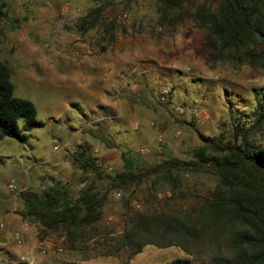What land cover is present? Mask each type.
<instances>
[{
  "label": "rangeland",
  "instance_id": "obj_1",
  "mask_svg": "<svg viewBox=\"0 0 264 264\" xmlns=\"http://www.w3.org/2000/svg\"><path fill=\"white\" fill-rule=\"evenodd\" d=\"M3 2L0 61L10 69L14 95L31 101L43 123L28 133L24 144L0 140V200L10 206L5 186L12 180L19 190L17 211L20 191L40 193L39 183L47 181L45 170L70 164V154L78 147L107 174L121 170L120 153L127 150L138 152L150 165L168 156L195 161L202 140L221 131V124L251 117V89L264 86V74L251 65L213 61L216 53L203 47L205 29L191 20L172 31L153 28L151 0H104L101 16L113 23L111 34L96 27L76 32V19L92 9V0ZM174 107L183 112L177 114ZM205 155L217 154L206 150ZM182 181L190 188L189 196L167 205L158 185L147 181L131 195L108 190L99 219L84 227L73 243L61 234L39 239L34 225L22 231L30 227L38 244L34 254L47 264H163L175 258L207 264L206 258L185 254L177 246L146 244L131 256L118 248L128 216L183 209L212 198L209 167L183 173ZM56 183L70 196L82 188L78 182ZM154 189L157 201L150 202ZM17 230L7 231L3 225L0 241L14 244ZM4 262L26 264L19 256L0 253V264Z\"/></svg>",
  "mask_w": 264,
  "mask_h": 264
},
{
  "label": "trees",
  "instance_id": "obj_2",
  "mask_svg": "<svg viewBox=\"0 0 264 264\" xmlns=\"http://www.w3.org/2000/svg\"><path fill=\"white\" fill-rule=\"evenodd\" d=\"M78 17L76 32L101 29L111 34L113 23L101 16L104 0ZM153 28L171 30L191 20L206 31L204 49L216 53L213 61L248 64L264 74V0H151ZM0 0V19L4 17ZM169 31V33H171ZM253 106L247 120L234 117L216 135L203 139L195 161L168 156L150 165L130 150L120 153L121 170L107 174L85 149L70 154V165L80 174L82 188L70 196L64 185H46L40 193L25 188L19 193L21 222L34 225L38 238L63 235L73 243L84 227L99 219L108 190L134 193L147 181L157 184L167 205L189 196L182 174L209 167L214 178L212 198L187 208H164L128 216L119 249L129 256L146 244L179 247L185 254L206 258L207 264H264V86L251 89ZM33 103L14 95L11 72L0 61V140L24 144L28 133L42 128ZM206 150L217 154L205 155ZM151 201H157L156 189ZM169 194L166 196L165 192ZM164 192V193H163ZM126 204V203H125ZM163 264H190L175 258Z\"/></svg>",
  "mask_w": 264,
  "mask_h": 264
},
{
  "label": "crops",
  "instance_id": "obj_3",
  "mask_svg": "<svg viewBox=\"0 0 264 264\" xmlns=\"http://www.w3.org/2000/svg\"><path fill=\"white\" fill-rule=\"evenodd\" d=\"M67 143L68 140L66 139L64 144L66 145ZM42 147L44 148V146ZM78 149H81V147H78ZM44 173L47 174V181H41V184L38 182L42 188H44V186L48 184L55 183L56 181H69L72 185H74L75 182H78L79 186L82 185V183L79 182V172L77 170H74L70 164H66L62 168V165L60 163L59 170H50L49 172L45 170ZM0 222L5 226L7 231H14L18 229L23 223L21 222L18 214H13L10 212L9 203L4 200H0ZM29 228L30 227H28V230L26 231H22L20 245H17L16 243L6 245L4 241H0V253L3 255V257L19 256L20 258H23L25 260L26 264H47L48 262L46 260H42V262H40L41 256L39 254H34V248L38 244H36L37 241L31 234L32 230ZM4 237L6 238V234L4 235ZM5 263L6 262L2 264Z\"/></svg>",
  "mask_w": 264,
  "mask_h": 264
},
{
  "label": "built area",
  "instance_id": "obj_4",
  "mask_svg": "<svg viewBox=\"0 0 264 264\" xmlns=\"http://www.w3.org/2000/svg\"><path fill=\"white\" fill-rule=\"evenodd\" d=\"M163 94H165L166 92H162ZM164 97L162 96L160 98V100H163ZM174 111L177 113V114H181L183 112L182 108L180 107H174ZM141 153H144L145 150H140ZM7 192L9 193L10 195V206H9V210L11 213L13 214H16L17 212V204H16V196L19 192V190L16 189V186L14 184V182L12 180H10L6 186H5ZM3 227V224L0 222V228ZM27 228V224L26 223H22L21 226L18 228V230L14 233V241L17 245H20L21 244V233H22V230L23 229H26ZM21 260L23 258H20Z\"/></svg>",
  "mask_w": 264,
  "mask_h": 264
}]
</instances>
